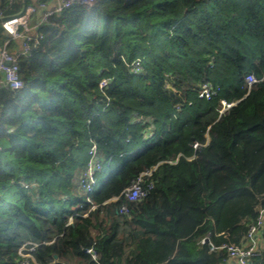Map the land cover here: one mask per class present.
<instances>
[{
	"label": "trees",
	"instance_id": "16d2710c",
	"mask_svg": "<svg viewBox=\"0 0 264 264\" xmlns=\"http://www.w3.org/2000/svg\"><path fill=\"white\" fill-rule=\"evenodd\" d=\"M35 31L0 88V264L27 241L38 264H225L264 208V0H93Z\"/></svg>",
	"mask_w": 264,
	"mask_h": 264
},
{
	"label": "built area",
	"instance_id": "2783aa9c",
	"mask_svg": "<svg viewBox=\"0 0 264 264\" xmlns=\"http://www.w3.org/2000/svg\"><path fill=\"white\" fill-rule=\"evenodd\" d=\"M82 4L85 6H92L93 0H61L50 10L43 9L44 3H38L37 5L27 4L24 11L19 14H13L6 16L0 11V26L7 34L9 39H6L3 43V47L0 49V88H10V89H20L23 87V81L19 75V63L18 59L21 55L27 54L30 48L34 44H38L39 40L42 38V34H37L35 29L37 26L46 18L54 12H59L64 8L72 5ZM41 9L43 12L38 23L30 28L28 26L29 18ZM10 39H18L21 43L20 50L13 52L7 49ZM137 62L134 64L136 69H138ZM260 79L256 78L253 74H248L245 77L246 84L250 88L254 83L258 82ZM100 87L105 85V81L101 80L99 82ZM215 94V90L209 83H203L198 91V97L210 99L212 95ZM221 107L219 109V114H222L225 110L231 107L234 103H229L225 100L220 101ZM152 131L149 132V135ZM201 144L194 142L192 147L197 149ZM97 152V147L92 144L89 154L95 157ZM99 168V162L95 158L88 163V166L83 173L82 177L85 179V187L87 190L92 191L95 188L96 178L94 176L95 170ZM150 174L149 172H142L139 177L126 189L125 196L129 200H135L144 195V190L142 189L141 182L142 176ZM121 211H126L125 208H121ZM264 224V208L260 209L258 216L247 230V234L244 237L243 243L241 245H230L227 247L228 257L225 264H251L253 260L261 256L259 250L260 241V230ZM40 243L27 241L18 250L20 256V264H38L35 256L34 250ZM93 260H96V253L92 248L85 249ZM54 260L51 264H56Z\"/></svg>",
	"mask_w": 264,
	"mask_h": 264
},
{
	"label": "crops",
	"instance_id": "0c3cea01",
	"mask_svg": "<svg viewBox=\"0 0 264 264\" xmlns=\"http://www.w3.org/2000/svg\"><path fill=\"white\" fill-rule=\"evenodd\" d=\"M27 4H33L37 5L40 1H43L44 3V8L46 10H50L52 7H54L57 3H59L61 0H26ZM24 0H9L8 5H6L4 8H2L5 12L6 16L13 15V14H19L23 11L24 9ZM44 11V10H43ZM41 9L37 10L36 13H34L28 20V26L32 28L35 26L43 12ZM6 39H9L7 37V34L4 32L2 27L0 26V49L3 47V43ZM21 48V43L18 39H10L7 49L9 51L16 52L20 50ZM57 262L62 263V264H69L67 260L64 258H58Z\"/></svg>",
	"mask_w": 264,
	"mask_h": 264
},
{
	"label": "water",
	"instance_id": "95a60500",
	"mask_svg": "<svg viewBox=\"0 0 264 264\" xmlns=\"http://www.w3.org/2000/svg\"><path fill=\"white\" fill-rule=\"evenodd\" d=\"M24 4H25V6L27 5V1H26V0H24ZM25 6H24V8H25ZM23 11H24V9H23ZM23 11H22V12H23Z\"/></svg>",
	"mask_w": 264,
	"mask_h": 264
}]
</instances>
